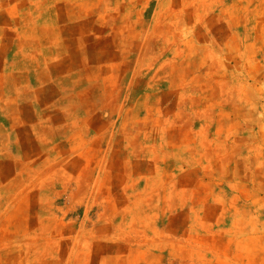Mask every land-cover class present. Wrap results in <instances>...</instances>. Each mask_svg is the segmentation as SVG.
I'll return each instance as SVG.
<instances>
[{
    "label": "rangeland",
    "instance_id": "rangeland-1",
    "mask_svg": "<svg viewBox=\"0 0 264 264\" xmlns=\"http://www.w3.org/2000/svg\"><path fill=\"white\" fill-rule=\"evenodd\" d=\"M0 264H264V0H0Z\"/></svg>",
    "mask_w": 264,
    "mask_h": 264
}]
</instances>
